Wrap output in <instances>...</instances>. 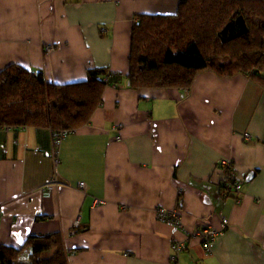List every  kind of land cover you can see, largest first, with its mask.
<instances>
[{
    "label": "crops",
    "instance_id": "obj_1",
    "mask_svg": "<svg viewBox=\"0 0 264 264\" xmlns=\"http://www.w3.org/2000/svg\"><path fill=\"white\" fill-rule=\"evenodd\" d=\"M179 4L0 0V71L19 64L42 70L50 84L85 81L96 67L121 76L62 140L58 163L51 128L1 127L0 247L58 232L66 264H170L174 238L219 228L225 216L212 251L193 237L179 264H264V83L209 70L186 88L129 85L137 16L172 15ZM224 158L244 179L238 199L220 184ZM159 206L176 211L183 227L162 222ZM13 258L30 264V250Z\"/></svg>",
    "mask_w": 264,
    "mask_h": 264
},
{
    "label": "trees",
    "instance_id": "obj_2",
    "mask_svg": "<svg viewBox=\"0 0 264 264\" xmlns=\"http://www.w3.org/2000/svg\"><path fill=\"white\" fill-rule=\"evenodd\" d=\"M172 15L140 14L133 25L129 85L190 87L197 74H247L264 83V0H179ZM121 76L90 68L85 81L50 84L42 70L10 64L0 71V128L49 127L53 132L86 124L108 84ZM66 264L58 232L31 235L20 249L0 247V264Z\"/></svg>",
    "mask_w": 264,
    "mask_h": 264
},
{
    "label": "built area",
    "instance_id": "obj_3",
    "mask_svg": "<svg viewBox=\"0 0 264 264\" xmlns=\"http://www.w3.org/2000/svg\"><path fill=\"white\" fill-rule=\"evenodd\" d=\"M50 49V48H49ZM2 128L8 129L10 127L4 126ZM1 129V128H0ZM71 130L62 129L58 132H53V157L55 162H59V147L61 145L62 140L71 133ZM245 138L251 139V134L247 132L245 134ZM217 170L221 173V186L224 188L225 194H233L236 199L239 198V195L242 193L243 187L242 184L244 179L236 174V170L234 164H232V160L230 158H224L219 161L217 164ZM59 181L53 179L50 183L42 187V190L46 195L50 193V188L52 184H58ZM78 188L86 192V183L81 181L78 183ZM95 203H101V199H95ZM156 214H158V218L166 223L171 224L177 228L183 227L181 216L174 210L167 209L166 207L159 206L157 207ZM2 217V210L0 207V221ZM221 226L212 227L208 225L200 226L192 231H189L186 235V240L181 239L178 240L176 238L172 241V249L173 252L170 254V264H179V254L185 249L187 240L192 239L193 237H198L203 241V248H205L208 252L212 251V245L216 242L219 234L227 229L229 226V218L222 216L221 217ZM79 221H77V225Z\"/></svg>",
    "mask_w": 264,
    "mask_h": 264
},
{
    "label": "water",
    "instance_id": "obj_4",
    "mask_svg": "<svg viewBox=\"0 0 264 264\" xmlns=\"http://www.w3.org/2000/svg\"><path fill=\"white\" fill-rule=\"evenodd\" d=\"M251 175V174H250ZM252 176V175H251Z\"/></svg>",
    "mask_w": 264,
    "mask_h": 264
}]
</instances>
